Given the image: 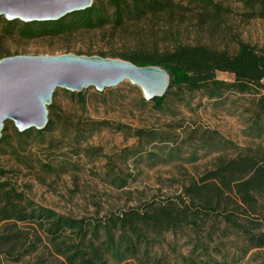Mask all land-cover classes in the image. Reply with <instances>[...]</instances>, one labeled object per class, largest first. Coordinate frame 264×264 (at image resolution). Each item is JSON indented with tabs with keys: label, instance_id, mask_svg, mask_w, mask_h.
Returning <instances> with one entry per match:
<instances>
[{
	"label": "rangeland",
	"instance_id": "374dc122",
	"mask_svg": "<svg viewBox=\"0 0 264 264\" xmlns=\"http://www.w3.org/2000/svg\"><path fill=\"white\" fill-rule=\"evenodd\" d=\"M213 1L226 11L217 19L185 0L166 14L59 36L25 38L2 24L0 59L62 54L115 58L139 48L164 52L177 43L234 54L239 41L264 54V18L239 0ZM13 22L17 27L23 24ZM217 79L234 81L228 73H217ZM80 94L86 101L84 108L78 104V93L57 89L52 102L55 115L49 116L54 124L49 129L22 136L7 121L5 140H0V167L8 172L0 176V183L61 215L104 217L175 200L220 160L252 151L264 153V114H258L260 96L255 91H230L209 99L203 92L174 90L163 111L155 110L129 81L102 93L91 87ZM138 131L145 136L138 137ZM213 224L151 236L139 257L122 264H191L194 260L196 264H264V248L250 249L232 232L214 234ZM7 225H0V234ZM18 227L34 232L23 224ZM40 256L48 258L49 253L41 247L16 263L6 259L0 246V264H35Z\"/></svg>",
	"mask_w": 264,
	"mask_h": 264
},
{
	"label": "trees",
	"instance_id": "16d2710c",
	"mask_svg": "<svg viewBox=\"0 0 264 264\" xmlns=\"http://www.w3.org/2000/svg\"><path fill=\"white\" fill-rule=\"evenodd\" d=\"M183 1L96 0L92 8L56 22L23 23L17 27L15 22L1 23L0 19V25L8 32L17 29L25 38L59 36L110 24L119 27L127 21L166 14ZM239 1L255 16L264 18V0ZM189 3L201 6L203 14H213L216 19L226 13L213 0H189ZM115 59L141 67L159 66L169 72L166 95L152 101L157 111L165 110L167 98L174 90L203 92L209 99H219L230 91L238 94L255 91L260 96L258 114H264V54L251 44L239 41L237 52L231 54L206 45L177 43L172 50L139 48L120 53ZM217 73L231 74L234 81L218 80ZM77 97L79 106L84 108L83 94ZM48 109L49 116L54 117L55 104ZM53 124L54 120L49 119L47 129ZM32 132L40 135L43 131L30 129L21 135ZM137 136L142 138L145 134L138 131ZM7 173L0 167V176ZM209 222L215 224L210 230L217 228L214 234L232 232L242 237L250 249L264 248V153L252 151L235 159L220 160L213 170L184 187L175 200L153 202L104 217L61 215L35 205L16 188L0 183V225L8 224L0 234V246L6 259L16 263L42 247L49 257L40 256L35 264H122L139 257L151 242V236L184 228L199 230ZM19 224L31 227L33 234L25 233ZM190 263L196 264V260Z\"/></svg>",
	"mask_w": 264,
	"mask_h": 264
},
{
	"label": "water",
	"instance_id": "95a60500",
	"mask_svg": "<svg viewBox=\"0 0 264 264\" xmlns=\"http://www.w3.org/2000/svg\"><path fill=\"white\" fill-rule=\"evenodd\" d=\"M95 0H0V17L9 22H56L88 10ZM126 80L139 87L148 102L163 98L170 74L159 66H137L122 59L62 54L12 56L0 59V140L5 123L20 133L43 131L57 89L82 93L91 87L102 93Z\"/></svg>",
	"mask_w": 264,
	"mask_h": 264
},
{
	"label": "bare ground",
	"instance_id": "6f19581e",
	"mask_svg": "<svg viewBox=\"0 0 264 264\" xmlns=\"http://www.w3.org/2000/svg\"><path fill=\"white\" fill-rule=\"evenodd\" d=\"M126 81H129V80H126Z\"/></svg>",
	"mask_w": 264,
	"mask_h": 264
},
{
	"label": "built area",
	"instance_id": "2783aa9c",
	"mask_svg": "<svg viewBox=\"0 0 264 264\" xmlns=\"http://www.w3.org/2000/svg\"><path fill=\"white\" fill-rule=\"evenodd\" d=\"M263 83H264V80H263Z\"/></svg>",
	"mask_w": 264,
	"mask_h": 264
}]
</instances>
